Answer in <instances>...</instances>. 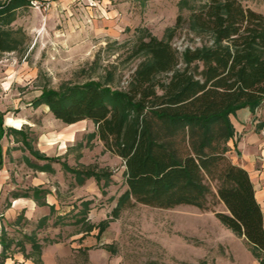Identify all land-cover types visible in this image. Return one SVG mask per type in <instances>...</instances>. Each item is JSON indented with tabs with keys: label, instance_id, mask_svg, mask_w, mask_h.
Here are the masks:
<instances>
[{
	"label": "rangeland",
	"instance_id": "374dc122",
	"mask_svg": "<svg viewBox=\"0 0 264 264\" xmlns=\"http://www.w3.org/2000/svg\"><path fill=\"white\" fill-rule=\"evenodd\" d=\"M207 1L38 0L37 6L17 11L9 27L17 47L0 53V113L5 130L2 138L5 137L3 142L10 161V183L18 186L19 194L42 190L30 186L31 176L36 175L30 170L34 156L23 145V139L32 151H38L40 145H49L47 152L52 155L49 158H54L52 162H59V158L66 161L70 154L69 166L63 164L70 169L105 170L117 176L119 164L114 157L104 150L99 153V141L83 137L94 129L90 122L70 128L78 127L82 131L73 137V150L59 155L58 148L65 140L63 133L71 130L63 131L64 125L53 117L48 107L34 106L33 100L43 88L58 89L64 83L87 80L102 83L109 80V87L126 89L143 59L141 54L134 53L140 40H146L149 35L167 39L173 30L170 41L179 51L209 41L207 35L191 31L188 21L191 12ZM239 1L264 14V0ZM178 16L181 20L176 25ZM255 111L259 122L264 124V104ZM9 127L22 132L14 133ZM83 142L86 165L77 163ZM68 172L63 184L58 174L46 183L64 201L73 198V176ZM102 185L103 180L97 183V188L87 189V192L98 193V189L103 192L92 207H98L92 216L95 222L98 218L108 219L99 240L94 237L97 229L84 232L87 222L52 224L39 229L36 223L20 219L18 227H10L8 231L6 256L15 259L13 264H259L257 249L215 217V212L226 209L212 195L208 196L207 210L192 205L159 208L136 203L111 219L110 212L106 213L111 200L104 199L107 191ZM13 192L9 191L11 197ZM104 200L107 205L99 206ZM27 236H33L42 250L48 252L47 261L36 263L35 253L26 256L31 252Z\"/></svg>",
	"mask_w": 264,
	"mask_h": 264
},
{
	"label": "trees",
	"instance_id": "16d2710c",
	"mask_svg": "<svg viewBox=\"0 0 264 264\" xmlns=\"http://www.w3.org/2000/svg\"><path fill=\"white\" fill-rule=\"evenodd\" d=\"M29 6V0H0V53L16 49L9 27L17 11ZM180 20L178 16L176 25ZM188 21L191 31L207 35L209 41L179 51L170 41L173 30L167 39L149 35L140 40L134 53L143 59L126 89L109 87V80L64 83L58 89L43 88L32 105H46L65 124L90 120L96 130L88 138L97 137L122 159L126 188L111 219L136 203L207 210L212 195L226 209L215 217L252 244L259 264H264V216L248 172L227 154L234 136L229 116L244 107L254 113L264 104V14L239 0H208ZM2 117L0 113V138L5 131ZM23 145L37 159L54 160L32 151L25 139ZM64 168L76 175L77 183L93 177L107 186L110 180L105 170ZM107 225L108 219L88 224L85 231L97 227L99 238ZM27 242L31 252L26 256L35 253L40 263L41 244L33 236H27Z\"/></svg>",
	"mask_w": 264,
	"mask_h": 264
},
{
	"label": "crops",
	"instance_id": "0c3cea01",
	"mask_svg": "<svg viewBox=\"0 0 264 264\" xmlns=\"http://www.w3.org/2000/svg\"><path fill=\"white\" fill-rule=\"evenodd\" d=\"M230 120L234 126V136L231 138L227 145L229 147L228 156L230 160L235 163L236 165L244 168L251 179L254 189L255 198L261 208L262 216H264V125L259 122V114L255 111L251 113L248 107L240 108L231 114ZM58 120V119H57ZM60 121V120H59ZM61 122V121H60ZM83 122H90L94 129L88 132L90 133L95 132L96 128L93 122L90 120H81L73 124H65L64 130H71L68 133H63V138L65 140L62 141V145L58 148V154L63 155L66 151H71V148L74 143L72 142L73 137L79 136L82 128H78ZM70 125V126H68ZM74 125H78V127L74 129L67 128ZM74 130V133H73ZM61 134V133H59ZM62 135V134H61ZM83 135V134H82ZM60 137V136H59ZM86 140H97L100 142L99 144V153L101 151H105L107 155H111L114 157L116 162H118L119 166L117 168V176L116 174H110V180L107 186H105V190L107 191L106 195L104 194V199H110V205L108 206L106 213L111 212V210L115 207L117 202V197L125 190L126 186L124 183L123 173L125 170V166L123 164L122 159L107 151L103 143L97 138L94 137L93 139H89L87 134L84 135ZM5 137H3L0 141L1 146V155H0V251L1 254L4 253L6 256V251L8 247L4 248L5 245L9 246L8 240V231L10 227H18V223L16 220L17 216H22V221H30L36 223V227L39 229L44 228L45 226L49 228V225L55 226H63L67 223H75V224H84L85 222L93 225H97L99 222L103 221L101 218H98L97 222L92 219V216H95L96 213H93L96 208L92 209L95 201L98 199L97 196L102 197V193L98 189V193L95 191L87 192L89 187H96L97 182L93 177H89L84 179L82 183H77L76 175L71 173L70 175L73 176V198L72 200L64 201L62 200L63 197L59 196L58 193L54 191V187L46 185L49 181V178H53L55 174L61 176L62 181L60 182L63 184V179L65 177L66 171L63 164H67L69 166V157L70 154L67 156V160L59 158V162H52L48 160H41L37 158H33L31 160L30 170H33L36 175L31 176L30 179V186L41 188L42 190H30L28 193L30 194L28 197L19 194L17 191V187L15 184L10 183L11 175H10V161L7 158L6 147L3 142ZM78 145V144H76ZM85 143L83 142V147L80 149L81 156L78 157V162L82 165H86V148L84 147ZM69 147V148H68ZM49 149V145H40L38 147L39 153H43V155L47 157H52L51 154L47 152ZM58 156V155H57ZM74 162V159H73ZM76 163V164H77ZM33 164L37 165H46L50 167V169L46 170H39L33 167ZM78 166V165H77ZM83 171V170H80ZM114 173V172H113ZM119 175V177H118ZM76 178V180H75ZM65 180V179H64ZM91 189V188H90ZM13 192L14 197H11L9 191ZM102 191V190H101ZM12 193V192H11ZM89 193H93L92 195ZM105 193V192H104ZM83 202H89L87 206H84ZM104 203H101L99 206H106L107 201L104 200ZM52 208V209H51ZM102 207L101 209H103ZM110 214V213H109ZM110 216V215H109ZM88 224H86L87 226ZM97 229L94 227L91 231ZM86 230V229H85ZM84 230V232H86ZM105 230V229H104ZM97 233L94 234V237ZM102 234V233H101ZM100 234V236H101ZM100 236L98 240L100 239ZM96 238V237H95ZM62 248L58 249V253H61ZM4 251V252H3ZM29 253V252H28ZM47 253L42 250L41 247V254H40V262L46 260L47 261ZM31 257V256H29ZM12 259V260H11ZM13 261V262H12ZM15 259L1 257V264H13ZM46 264V263H45Z\"/></svg>",
	"mask_w": 264,
	"mask_h": 264
},
{
	"label": "built area",
	"instance_id": "2783aa9c",
	"mask_svg": "<svg viewBox=\"0 0 264 264\" xmlns=\"http://www.w3.org/2000/svg\"><path fill=\"white\" fill-rule=\"evenodd\" d=\"M31 6H37L38 0H29Z\"/></svg>",
	"mask_w": 264,
	"mask_h": 264
},
{
	"label": "bare ground",
	"instance_id": "6f19581e",
	"mask_svg": "<svg viewBox=\"0 0 264 264\" xmlns=\"http://www.w3.org/2000/svg\"><path fill=\"white\" fill-rule=\"evenodd\" d=\"M68 126H70V125H68ZM71 127H74V125H72ZM71 127H69V128H71Z\"/></svg>",
	"mask_w": 264,
	"mask_h": 264
}]
</instances>
